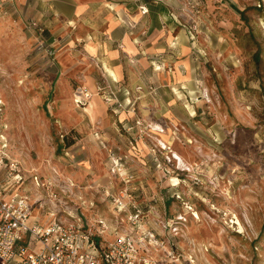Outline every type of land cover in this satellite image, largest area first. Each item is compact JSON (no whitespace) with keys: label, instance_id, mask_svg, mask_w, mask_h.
Returning a JSON list of instances; mask_svg holds the SVG:
<instances>
[{"label":"rangeland","instance_id":"rangeland-1","mask_svg":"<svg viewBox=\"0 0 264 264\" xmlns=\"http://www.w3.org/2000/svg\"><path fill=\"white\" fill-rule=\"evenodd\" d=\"M263 1L0 0V173L18 163L28 223L133 234L138 206L181 264H264Z\"/></svg>","mask_w":264,"mask_h":264},{"label":"built area","instance_id":"built-area-1","mask_svg":"<svg viewBox=\"0 0 264 264\" xmlns=\"http://www.w3.org/2000/svg\"><path fill=\"white\" fill-rule=\"evenodd\" d=\"M114 164L117 166L118 159H114ZM23 182L17 162L3 163L0 264H181L173 243L165 242L143 226V211L138 206L128 215L133 234L110 236L103 220L97 221L96 226L81 218L73 222L29 224L33 204L19 191ZM120 197L116 203L122 210Z\"/></svg>","mask_w":264,"mask_h":264},{"label":"crops","instance_id":"crops-1","mask_svg":"<svg viewBox=\"0 0 264 264\" xmlns=\"http://www.w3.org/2000/svg\"><path fill=\"white\" fill-rule=\"evenodd\" d=\"M80 7L76 5L74 8L75 12H78V9H80ZM91 7H94V6H91ZM94 12H96V11H92V13H94ZM94 16H95L93 18L94 19L93 20L94 27L99 28V26H98L99 24L100 25H106L105 26L106 30H108L110 34L112 33L110 37L115 38V37H112V36H114L113 32H115L116 26H118L119 23L117 25L116 21H114L115 19H113L112 17H106L105 16V19H99L100 15L98 13L94 14ZM118 17H119V14H118ZM94 31L97 32V30H94ZM95 35H97V34H95ZM123 44L126 45L125 48L128 51L133 50L135 48L134 42L131 40V38L127 34L124 35ZM108 45L109 44H107V42H104V45H103L99 41H97L96 44H94L92 47H94V50H96V52H101V51H103V46L107 47ZM99 46H101V48H99ZM106 47H104L105 51H103V53L105 52L104 53L105 58L107 59V61H114V58L115 59L117 58V54L119 51H117L116 49H113V48L111 49V48H106ZM114 63H112L109 68H111L116 73V75L120 74V68L116 65V63L115 64ZM104 64L107 65V62H104Z\"/></svg>","mask_w":264,"mask_h":264},{"label":"bare ground","instance_id":"bare-ground-1","mask_svg":"<svg viewBox=\"0 0 264 264\" xmlns=\"http://www.w3.org/2000/svg\"><path fill=\"white\" fill-rule=\"evenodd\" d=\"M118 19L121 21V22H124V23H127V24H131L132 22H133V20H134V18H127V17H125V16H123V15H121V13H119V17H118ZM158 68V67H157ZM103 69L106 71V72H108V75H110L111 77H112V79H115L116 80V73L111 69V68H109L106 64H104L103 65ZM175 93L178 95V97H179V93L177 92V91H175ZM77 101V100H76ZM92 104L93 103H91L88 107H86L83 111H85L86 113H88L90 116H93L92 115V111H91V109H92ZM160 126L159 125H157V124H154V126H153V128L154 129H158ZM177 158H178V162L179 163H181L182 162V159H181V157H179V156H177ZM174 183L173 184H177V180L176 179H174ZM196 217H197V214L195 213L194 214ZM234 222L235 223H237V227H238V231L239 232H242L243 231V226H242V224H241V222L239 221V219L236 217V219L234 220Z\"/></svg>","mask_w":264,"mask_h":264}]
</instances>
